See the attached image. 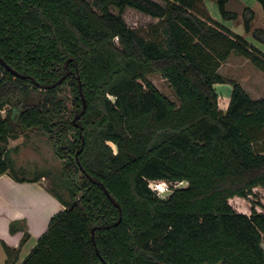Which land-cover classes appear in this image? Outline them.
I'll use <instances>...</instances> for the list:
<instances>
[{
	"label": "trees",
	"instance_id": "obj_1",
	"mask_svg": "<svg viewBox=\"0 0 264 264\" xmlns=\"http://www.w3.org/2000/svg\"><path fill=\"white\" fill-rule=\"evenodd\" d=\"M163 1L0 0V56L18 72L0 62V175L28 180L9 145L34 129L63 164L30 178L50 173L65 207L20 264H264V212L230 202L264 187V96L219 71L238 53L264 72V52L205 0ZM228 1L216 0L227 18ZM127 7L158 19L154 36L128 25ZM217 83L232 86L226 109ZM151 181L187 184L162 196Z\"/></svg>",
	"mask_w": 264,
	"mask_h": 264
},
{
	"label": "rangeland",
	"instance_id": "obj_2",
	"mask_svg": "<svg viewBox=\"0 0 264 264\" xmlns=\"http://www.w3.org/2000/svg\"><path fill=\"white\" fill-rule=\"evenodd\" d=\"M157 1L165 4L163 0ZM111 9L115 13L118 12V9L114 6H112ZM201 9L204 13L210 15L214 21H219L224 26L230 28L234 33L243 36L248 42L264 52V41L255 36L256 32L259 34L264 33V11L257 0H229L226 4V10L231 15L229 18L222 15L216 0H205L201 3ZM250 11H252V14ZM250 14L252 17L250 19L249 31H247L245 29L246 20ZM124 18L128 25L137 29L142 34L148 37L155 35L153 25L159 22L157 18L147 15L133 7L126 8ZM161 27L159 32L162 35L163 32L161 31ZM219 71L226 78L239 81L253 98L264 96V72L258 69L246 57L238 53H232L227 61L222 64ZM148 78L153 81L164 94L168 95L175 102H179L169 81L163 75L160 73H152L148 75ZM215 88L219 95V106L222 109H226L228 106V93L232 90L231 84L217 83L215 84ZM5 113L6 112L3 111V114ZM31 133L33 138L21 136L18 139H14L13 144L19 142V145L17 149L13 147L10 150V154L11 157H14L13 165L16 174L23 177H31L34 176L39 169H47L54 172L59 171L63 165L62 160L55 154L49 136L35 129L31 131ZM111 144L116 149L115 145L113 143ZM49 174L44 179L47 186L52 187L53 182ZM186 184V181L169 183V185L165 182H161L160 191H163L164 193H162L164 195H168L174 188L185 186ZM153 186H156L155 183ZM160 191L158 190V192ZM230 202L238 211L243 213L251 214L253 208L259 212H264V187L258 186L254 188V192L248 197L235 196L230 199Z\"/></svg>",
	"mask_w": 264,
	"mask_h": 264
},
{
	"label": "crops",
	"instance_id": "obj_3",
	"mask_svg": "<svg viewBox=\"0 0 264 264\" xmlns=\"http://www.w3.org/2000/svg\"><path fill=\"white\" fill-rule=\"evenodd\" d=\"M230 94L231 90L227 104ZM30 137L31 132L27 138ZM13 142L10 141V150L19 145ZM33 177L19 181L8 171L0 175V264H20L48 229L51 217L65 207L48 190L45 177L30 180ZM3 243L10 247L9 253Z\"/></svg>",
	"mask_w": 264,
	"mask_h": 264
},
{
	"label": "water",
	"instance_id": "obj_4",
	"mask_svg": "<svg viewBox=\"0 0 264 264\" xmlns=\"http://www.w3.org/2000/svg\"><path fill=\"white\" fill-rule=\"evenodd\" d=\"M0 62L6 67V68H8V69H10V70H12L15 74H18V72L14 69V68H12V66L10 65V64H8L1 56H0ZM66 76H63L62 77V79H64ZM61 79V80H62ZM80 94H81V97H82V100H83V110H82V112L80 113V114H78L77 116H75V118H74V122L76 121V120H78L79 118H80V116L82 115V113H84L85 112V110H86V108H87V101H86V99H85V96H84V93H83V90H82V84H81V81H80ZM78 154V153H77ZM78 162L80 163V160L78 159ZM81 164V163H80ZM82 166V165H81ZM83 168V167H82ZM100 184H101V186H103L104 188H105V186H104V184L102 183V182H99ZM105 191H106V193L109 195V192H108V190L105 188ZM119 208H121L120 207V205L118 204V203H115ZM94 231V230H93ZM93 242H94V244L96 245V241H95V238H94V235H93ZM96 250L99 252V249H98V247H96ZM108 264V263H107Z\"/></svg>",
	"mask_w": 264,
	"mask_h": 264
},
{
	"label": "built area",
	"instance_id": "obj_5",
	"mask_svg": "<svg viewBox=\"0 0 264 264\" xmlns=\"http://www.w3.org/2000/svg\"><path fill=\"white\" fill-rule=\"evenodd\" d=\"M161 182H164V181H151L150 182V185H151V187L152 188H155L154 190H157V192H158V190L160 191V188H161ZM154 183H155V185L156 186H153L154 185ZM166 183V182H165ZM167 189V188H166ZM163 191H160V192H158L160 195H162V196H165L163 193H162Z\"/></svg>",
	"mask_w": 264,
	"mask_h": 264
}]
</instances>
